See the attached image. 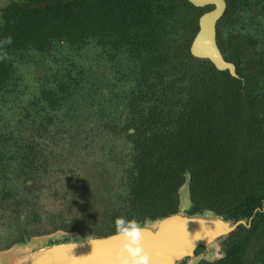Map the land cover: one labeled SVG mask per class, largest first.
<instances>
[{
  "label": "trees",
  "instance_id": "trees-1",
  "mask_svg": "<svg viewBox=\"0 0 264 264\" xmlns=\"http://www.w3.org/2000/svg\"><path fill=\"white\" fill-rule=\"evenodd\" d=\"M27 2L23 9L11 7L0 27L1 101L10 93V72L14 70L13 61L8 60L9 49L22 37L33 40L35 34H41L36 61L43 70L47 68L45 74L55 73L53 78L63 80L67 64L70 69L80 71L81 63L95 61L102 65L109 58L114 68L118 66V73L114 74L118 76L119 84L116 85L123 90L116 91L112 86L115 99L132 107L136 97H142L141 93L149 86L152 87L149 92L157 97H152V101H156L152 107L147 102L143 109L133 107L128 112L127 119L134 128L133 135H130L135 136L136 142L133 150L140 156L137 168L142 174L138 178L139 189L130 192L135 198L120 197L121 205L129 208L130 203L138 201V207L124 216L126 219L140 226L176 213L178 190L185 175L190 180L192 200H197L199 206H208V200L202 196L210 191L219 192L230 200L221 209L225 218L232 214L245 218L254 208L261 207L264 200V97L251 98L249 85L232 78L226 71L216 70L208 60L193 57L187 49L188 37L184 39L175 35L173 38V31L179 30L170 29L174 25L171 18L178 14V27L184 29L187 24V19L183 20L184 8L196 10L197 7L187 0ZM227 3L226 14L221 18L223 21L231 17L235 7H239L237 16L244 14L240 17L246 24L255 20L252 11L257 10V0H227ZM261 7L264 9V4ZM201 11L199 8V13ZM8 37H11L10 44L5 42ZM221 44L227 47L229 43L221 41ZM237 65H242V60L237 61ZM182 68L188 69L193 78L185 92L178 89L184 78ZM28 70H33L30 63L23 65L22 70L16 69L21 77ZM114 77L113 82L117 79ZM156 84L162 87L155 88ZM177 89L180 94L174 93ZM26 93V88L12 92L15 101L9 103V112L13 117L20 118L22 114L23 118L44 124L42 128H36V131L42 129L43 133L48 128L43 117L46 111ZM45 101L50 104L58 102L59 105V99L49 93L48 97L45 95ZM1 111L0 108V114ZM48 113L53 120L52 111ZM150 124L151 128L148 127ZM41 133L38 137L32 133L29 139L33 141L27 142L16 132L12 139L10 133L5 135V130H1L0 152L9 166L14 163L10 169L15 166L16 172L37 175L46 171L45 160L39 158V151L42 155L46 148H40L41 144L36 141ZM20 138V146L29 150H24L23 154L15 152L16 156H11V160L6 152L12 148L5 146L4 142L10 139L16 142ZM159 153L165 160H161ZM10 172L8 170L5 175L8 177L12 174ZM126 179L131 183L134 181L131 174L126 175ZM206 210L201 208L195 213ZM232 210L235 212L231 214ZM115 232L116 227H111L103 235ZM253 232L258 241L264 240V212L257 214ZM235 249H239V245H228L229 253Z\"/></svg>",
  "mask_w": 264,
  "mask_h": 264
},
{
  "label": "rangeland",
  "instance_id": "rangeland-1",
  "mask_svg": "<svg viewBox=\"0 0 264 264\" xmlns=\"http://www.w3.org/2000/svg\"><path fill=\"white\" fill-rule=\"evenodd\" d=\"M9 1L0 0V8ZM81 64V73L85 77H78L83 79L79 92L70 99L63 94L59 105L58 102L50 104L41 98L43 88L48 97L49 89L44 84H51L55 76L45 74L47 68L23 72L22 80L8 87L10 93L4 97L5 100L1 101L0 97V108L3 109L0 114V135L1 130H5V135L10 133L13 139L16 132L27 142H32L29 139L32 133L42 132V129L36 131V128H42L44 124L23 118L22 114L20 118L13 117L9 112V103L15 101L12 92H19L21 88H26V94L32 101L46 111L43 117L48 126L43 135L36 139L41 144L40 148H46L42 155L39 151V158L45 160L46 171L34 182L25 184L30 173L16 172L15 166L10 169L14 163L11 162L9 166L0 152V169L12 173L7 177L6 191H1L3 187L0 182V264L4 259L11 260L10 264H27L32 253L63 242L67 237L69 240L93 237V233L109 230L113 227L110 217L117 214L120 206V196H125L130 190L126 170L130 169L136 142L135 136H131L134 131L129 129L127 119L131 109L115 99L113 94V87L116 91L122 90L116 85L118 76L114 75L118 73V66L114 68L110 62L99 65L95 61ZM182 71L188 83L191 78L189 70L182 68ZM114 76L117 79L113 82ZM57 84H62L67 92L69 83L61 80ZM258 86L263 89L260 95L264 97V82L260 81ZM50 110L54 115L53 120L48 113ZM12 139L4 142L5 146L12 148L6 152V156L15 157V152L23 154L24 150H29L20 146V139L16 142ZM181 189L180 204L186 209L189 199L183 196ZM30 190L35 191L33 196ZM2 192L7 194L6 202L1 199ZM27 196L33 200L32 205L40 215V221L33 224L34 227L31 223L26 224L27 227L16 223L21 212L19 209H23ZM202 197L208 200V204L218 203L220 207L230 201L216 191ZM197 259L190 258L186 264H196ZM8 261L5 260L3 264H9Z\"/></svg>",
  "mask_w": 264,
  "mask_h": 264
},
{
  "label": "flooded vegetation",
  "instance_id": "flooded-vegetation-1",
  "mask_svg": "<svg viewBox=\"0 0 264 264\" xmlns=\"http://www.w3.org/2000/svg\"><path fill=\"white\" fill-rule=\"evenodd\" d=\"M257 1H258L257 10H256V12L252 11L253 19H255L252 23L247 21L248 24H246L241 19L240 15L243 16L244 14L240 13V15L237 16L238 15L237 12L239 11V7H235L234 12L231 13V17H229V18L225 19V21H223L221 18H223V16L226 14L227 7H228L227 0H225L226 6H225V9H224L221 17L215 22V39H216L218 48H219L224 60L227 62H230L231 64L234 65V70H235L234 72H235L236 76H233L229 72V70L217 69L209 59L196 57V56L192 55L191 51H190L191 44H192L193 40L196 38V36L200 30L199 17L202 14L212 10L214 8L213 5H207L204 7H197L196 10H194L192 8L185 7L184 8L185 14L183 16V20L187 19L186 28L183 29L182 27H178L180 25V22H179L180 17L178 14H176L173 18H171V22H174V25L170 27V29L176 28L177 30H179V31H176V30L173 31V33H172L173 38H175V35H177L178 37H181L184 39L187 37L190 39L188 42L189 44H188L187 49H188V52L193 57H195L197 59L208 60L216 70L226 71L232 78L240 80V82L242 84L249 85L247 87L250 88L251 98H254V99H257V96H261L260 93L263 90L262 88H260V86H258V83L260 81L264 82V25H263L264 24V13H263L264 9L261 7V5L264 4V0H262V1L257 0ZM27 5H28L27 0H11L8 3H6V5L1 7L0 8V27L2 26L3 17H5L7 14H9V10L11 7L19 6L20 8L23 9V7H27ZM199 8H202V11L200 13H199ZM250 15H251V12H250ZM237 17H238V20L236 21ZM189 19H191L190 22H188ZM250 19L251 18H249V20ZM246 20L247 19H245V21ZM242 27H243V29H241ZM38 29H40V28L38 27ZM235 35H237V37ZM35 36L36 37H34L33 40L25 39L26 36L20 38L19 40L16 39L17 40V41L15 40L16 44L14 46H12L11 49H9V53H7L8 60L13 61L12 67L14 68V70L10 72L11 74H10V79H9V82H10L9 86H12L16 82L22 80L21 79L22 75H20V73H17V71H16L17 67L19 70H22L23 65H27L28 63H30V67L33 70L39 71L42 69L40 62L36 61L37 57L39 56L37 50L40 49V47H41L40 46L41 34L40 35L35 34ZM221 41L224 42V44L225 43H229V44H227V47L226 46L222 47ZM184 44H187V42L184 41ZM105 46H109V45H105ZM228 48H231V50ZM243 59H245V60H243ZM236 60L237 61L242 60V65H237ZM109 61H110L109 58H107L105 62H109ZM243 61H244V63H243ZM46 64H45V66H46ZM104 67H105V65H104ZM80 68H81V66H80ZM49 70H51V69H49ZM53 74H55V73H53ZM80 76L84 78L85 74L81 73V70L78 71L76 68L71 67V69H70L69 65L67 64L66 68L64 67L63 76H62L63 81L69 83V87L67 89V92H65L64 86L62 87L61 84H57L61 81V79L57 80L56 78H54L52 80L51 84L49 82H48V85L45 84V86H47L49 89L47 92L52 97H55L58 99H62L63 94L67 95L68 98L70 99L73 95H75V94H77V92H79L78 89L83 84V79L81 80L78 78ZM72 77H75L77 79H74ZM122 81H120V82H122ZM182 81L183 82L178 89L181 88L180 89L181 92H185V89H189V88H187L189 86L188 84L193 81V78H190L188 83H187L186 78H183ZM208 81H209L208 84H210L211 80L208 79ZM117 84H119V83H117ZM154 87L159 89L160 87H162V85L156 84V85H154ZM149 88H152V87L149 86ZM149 88L147 91H143L141 93L142 97H136L137 99L133 101L132 107L131 106H128V107H130V109H134L137 107L140 109H143L144 107H142V106L147 105V102L150 105V106L149 105L148 106L152 107L154 105V103H156V101L155 102L152 101V97H155V96L149 92ZM178 89L175 90L174 93L180 94ZM72 90H73V94H71ZM42 93L43 94L41 95V98L45 101V95H46L45 88L42 90ZM172 93H173V91H172ZM159 94H161V93H159ZM155 98H157V97H155ZM168 98H169V96H168ZM163 100H165V99H163ZM158 104H160V102ZM255 104L260 105L257 102ZM261 107H263V106H261ZM144 110H146V109H144ZM242 110H243V108H242ZM155 124H157V123H155ZM153 126H155V125H153ZM148 127L151 128V124L148 125ZM129 129L130 130L132 129L134 131V128L132 126H130ZM41 134L43 135V133H41ZM35 136L37 137L38 133H36ZM19 141L20 142L22 141L21 138ZM139 157H140L139 154H137L136 152H134V154L132 153V159L130 160L131 161L130 169L126 170V175L129 176L131 174V179L134 180L132 183L128 182V184H127L128 189L130 188V190L127 191V193H126V195L129 197V199L135 198L134 194L131 195L130 192L131 191H137L139 189L138 185H140L138 182V178L142 173L137 168V164H138L137 161H138ZM160 158L162 161L165 160L164 155H161ZM7 172H8L7 169H0V182H1L2 187H3L1 189V191L7 190L6 184H7L8 179H7V175H5V174H8ZM29 175H30V178L25 180V184H26V182L28 184L29 181L34 182L35 178H37L39 176V175L33 174V173H30ZM186 182H188V192H189V196H190V198H189L190 204L188 205V207L186 209L184 208V212H186V213H188V215H190L193 213L195 214V212L199 211V209L204 208V209H207L206 211H211L216 216H219L220 218L228 221L233 226L232 228L229 229V231L224 233L222 236H219L217 238L216 243H214V244L211 243L210 245H207V246H204V245L197 246L195 248L194 257L198 258L196 264H264V262H263L264 240L260 239V241H258V238H257L258 236L256 237L254 235V232H253V223L257 219V214L258 213L261 214L264 212V200H263V203L261 204V207L254 208L253 212H250L248 215H246L247 217L245 216V218H241V215L236 217L235 215L232 214L235 212L233 210H232L233 212H231L232 216H230L229 218H225L222 216L223 213L221 210L225 204H222L221 207H220V205H218V203L212 204V205L208 204V206H206V207L199 206V203L197 202V200L196 201L192 200L190 190H189L190 180L188 178H186V175L183 178V181H182L180 188ZM28 187H29V185H28ZM180 188H179V190H180ZM179 190H178V205H177L178 210H179V203H180ZM30 192H32L31 194L33 196L35 191L33 192L32 190H30ZM6 196H7V194L5 192H2L1 199H5V202H6V199H8ZM23 204H24L23 209H19L21 212L18 215L16 223L19 225H25V227H27V225H29V223H31L33 225V224H36L37 222H39L40 221V215L36 212L34 205H32L33 200H30V197L27 196L25 198ZM29 204H31V205H29ZM137 205H138V201H133L132 203H130V208L127 205H124V204L121 205V203H120V206L117 209V214L115 213L114 215H112L110 217L111 226L113 225V227L115 228L116 227L115 226L116 218L127 216L128 214H130V212L133 209H134L133 210V212H134L135 208L138 207ZM126 206L128 208L127 210L125 208ZM198 213H200V212H198ZM33 227H34V225H33ZM107 231H109V230H107ZM107 231H103L100 233H93L94 234L93 237L104 236L103 235L104 232H107ZM23 238H25V237H23ZM27 238H28L27 240L30 239L29 236H27ZM25 241H26V239L23 242H25ZM62 241L63 242L69 241V238L67 237V238L63 239ZM229 244L232 246L239 245V249H235L234 252L229 253L228 252V245ZM189 260H190V258H185V259H182L181 261L177 262V264H186V263H188Z\"/></svg>",
  "mask_w": 264,
  "mask_h": 264
},
{
  "label": "water",
  "instance_id": "water-1",
  "mask_svg": "<svg viewBox=\"0 0 264 264\" xmlns=\"http://www.w3.org/2000/svg\"><path fill=\"white\" fill-rule=\"evenodd\" d=\"M188 2L196 7L214 6L199 17L200 30L191 44V54L207 58L217 69L229 70L236 76L234 65L224 60L215 39V22L225 9V0ZM181 191L189 199L188 182L183 184ZM188 202L190 204V199ZM140 227V243L149 256L150 264H177L182 259L193 258L197 246L216 243L217 238L233 226L211 211L188 215L179 203L176 213L147 221ZM122 242L123 238L116 232L101 237H77L35 251L27 264H125L128 257L127 253L120 251ZM8 262L12 263L11 260Z\"/></svg>",
  "mask_w": 264,
  "mask_h": 264
},
{
  "label": "clouds",
  "instance_id": "clouds-1",
  "mask_svg": "<svg viewBox=\"0 0 264 264\" xmlns=\"http://www.w3.org/2000/svg\"><path fill=\"white\" fill-rule=\"evenodd\" d=\"M5 42L10 44L11 37ZM115 226L116 234L123 238L120 251L127 253L125 264H150L149 256L140 243L142 228L125 217H117Z\"/></svg>",
  "mask_w": 264,
  "mask_h": 264
}]
</instances>
